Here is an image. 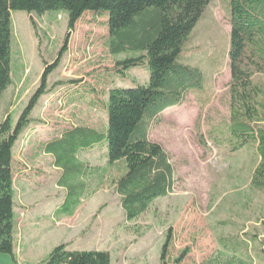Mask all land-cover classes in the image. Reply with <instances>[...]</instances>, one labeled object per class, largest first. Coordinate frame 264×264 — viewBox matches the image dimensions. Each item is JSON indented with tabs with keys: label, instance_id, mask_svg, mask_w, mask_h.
<instances>
[{
	"label": "rangeland",
	"instance_id": "obj_1",
	"mask_svg": "<svg viewBox=\"0 0 264 264\" xmlns=\"http://www.w3.org/2000/svg\"><path fill=\"white\" fill-rule=\"evenodd\" d=\"M230 11V0H212L179 56L202 70L206 93L187 92L152 124L147 142L127 148L113 164L106 139L79 153L78 161L90 167L78 180L86 191L64 212L68 191L58 184L62 170L45 151L47 144L77 127L105 133L109 90L147 84L150 74L144 63L119 75L118 61L144 52H111L107 12L87 11L78 20L68 51L48 78V92L32 112L35 122L13 149L16 264H43L61 243L108 251L112 264H161L168 234L169 264L179 258V264H264V190L251 183L255 147L231 151L212 139L204 145L199 136L220 141L230 123ZM11 19L12 83L0 102V123L9 116L15 124L40 85L45 62L59 56L69 18L65 10L42 15L14 10ZM72 79L82 81L67 84ZM205 98L209 102L201 107ZM159 149L173 164V190L128 220L115 186ZM0 256L5 257L0 264H14L9 255Z\"/></svg>",
	"mask_w": 264,
	"mask_h": 264
},
{
	"label": "trees",
	"instance_id": "obj_2",
	"mask_svg": "<svg viewBox=\"0 0 264 264\" xmlns=\"http://www.w3.org/2000/svg\"><path fill=\"white\" fill-rule=\"evenodd\" d=\"M212 0H0V102L11 85L12 11L42 15L48 11L68 12V30L59 56L45 62L41 82L15 124L7 116L0 123V254L17 263L14 244L13 149L23 131L35 122L32 112L48 92V78L58 68L69 49L78 20L87 11L107 12L110 50L119 54L127 50L143 54L118 61L117 72L124 74L132 66L148 64L147 84L135 87L114 86L108 93V125L105 133L84 127L66 132L47 144L45 151L55 158L62 170L58 184L68 191L61 211L70 212L79 204L86 184L79 182L90 172L77 155L91 150L106 139L107 160L115 163L127 148L147 142L152 124L168 108L179 105L191 90L205 92L203 72L179 61L190 33ZM230 123L223 139L200 132L206 145L224 144L231 151L254 146L257 164L252 185L264 190V0H230ZM35 27V23L32 20ZM82 79L66 81L67 84ZM58 84H65L60 82ZM209 102L201 100V107ZM174 167L169 154L159 149L135 164L115 186L128 220L148 210L151 203L173 190ZM171 235L161 250V264L167 260ZM182 259H177L179 264ZM43 264H112L104 250L71 249L69 243L55 246Z\"/></svg>",
	"mask_w": 264,
	"mask_h": 264
},
{
	"label": "crops",
	"instance_id": "obj_3",
	"mask_svg": "<svg viewBox=\"0 0 264 264\" xmlns=\"http://www.w3.org/2000/svg\"><path fill=\"white\" fill-rule=\"evenodd\" d=\"M0 258H5V257H1V256H0ZM5 260H6V259H5Z\"/></svg>",
	"mask_w": 264,
	"mask_h": 264
}]
</instances>
